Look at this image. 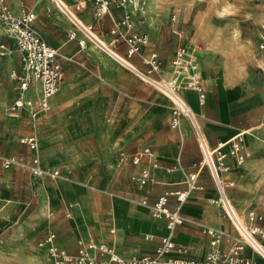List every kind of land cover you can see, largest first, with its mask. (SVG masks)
<instances>
[{"label": "rangeland", "instance_id": "374dc122", "mask_svg": "<svg viewBox=\"0 0 264 264\" xmlns=\"http://www.w3.org/2000/svg\"><path fill=\"white\" fill-rule=\"evenodd\" d=\"M22 3L31 7L36 2L22 0ZM133 3L130 4L133 10L140 4L147 12L151 42L159 44L166 39L167 43L162 46L166 58L174 44L195 46L201 80L203 78L207 86L210 82L216 85L225 101L224 113L232 124L244 127L254 123L249 129L252 135L247 139L245 136L250 156L236 168V185L231 190L230 200L240 213L255 208L264 217V75L256 51L260 36L264 35V29H261L264 24V0H134ZM140 7L137 16L140 15ZM175 40H179L178 43ZM62 62L63 81L55 96L62 92L66 98L62 104L53 106L48 122L38 128L39 151L50 167L71 171L78 182L89 181V187L82 186L84 196L79 200L74 187L62 185L68 208L71 204L83 202V205H78L82 215L74 220L63 215V205L57 203L54 191L45 185L42 197L49 199L51 204L45 217L47 227L51 230L54 226L58 227L62 238L69 231L76 236L79 228L106 245L114 244L116 249L130 248L131 254L151 251L156 243L143 238L149 229L153 230L150 228L153 220L145 207L147 230L136 237L126 234L131 238L129 244L115 243V236L130 229L125 219L124 228H120L119 212L124 215L127 211L143 209L138 202L136 187L127 178L110 180L105 172L109 152H116L123 141L132 139L136 129L140 131L138 137L147 134L145 130L151 116L145 113L146 110L138 111L137 115L133 114L135 111H125L126 104L121 112H113L115 103L102 102L100 95L104 93L100 90L99 94L97 80L90 72L89 64L96 62L91 54L82 61L69 57ZM161 63L160 71L150 74V78L161 80L169 77L170 63L169 69ZM15 65L14 60H0V151L13 155L23 153L30 158L32 154L21 147L18 140L17 128L20 125L16 122L20 118L8 117L7 111L17 94L16 82L11 74ZM118 65L124 67L120 63ZM144 73L135 75L163 95L142 76ZM166 99L168 102H161L169 104L170 108L171 102ZM11 119H16V122ZM25 126L22 121V132ZM30 131L35 132L33 126ZM38 185L29 174L0 166V264H42V260H47L48 264L45 252L32 251L37 248L36 242H32V248L29 246L28 236L35 231L38 223L32 225L36 228L28 231L27 215L37 209V202H29L28 209L27 206L22 209L21 205L26 203V197H32V190H35L36 198L39 197ZM115 222V232L111 234L110 229ZM154 233L157 236L160 234L158 231ZM23 245L26 247L23 248Z\"/></svg>", "mask_w": 264, "mask_h": 264}, {"label": "crops", "instance_id": "0c3cea01", "mask_svg": "<svg viewBox=\"0 0 264 264\" xmlns=\"http://www.w3.org/2000/svg\"><path fill=\"white\" fill-rule=\"evenodd\" d=\"M60 1L64 6L74 11L77 22L80 21L83 26H86L88 28L90 27V32H92L102 42L106 43V45L109 46L108 49L110 50L111 48V52H113L118 57L126 60L138 73L145 72L149 68L143 62V60H141L140 54L143 58H148L150 54L153 53L157 54L158 58L166 66V69H169V63L172 60L175 49L179 44H174V47L171 49L168 58H166L164 55V48H162L163 44L167 43L166 39H162L160 41L161 43L159 44H156V42H151L149 25L147 21V12L143 11L142 7H140V4V15L137 16L139 7H136L135 10H133L130 4H124L125 9H123L122 7H117V4L120 0H109L108 13L102 15V17L97 18L94 15V9L92 8V3L90 0H85L83 9L78 11H75L73 8L75 0ZM35 2L36 3H34V5H31V7H29L28 5H24L22 3V0H7L9 8L14 14L19 13L21 11V8L28 9L30 11L32 10L35 13L36 18L32 26L35 27L37 32H39L44 42L47 45L55 48L58 51V54L63 58L68 59L69 57H76L77 59L82 61L87 55L91 54L93 56L96 62L94 65L89 64V67H91L90 72L93 74L94 79L97 80L96 83L97 87L99 88V94L101 93L100 90H102L104 93L103 95H100L102 102H105V104L110 101L115 103L113 107V112H121L120 110H122L123 105L126 104L128 106L126 109H124L125 111H135L133 112V114L137 115L139 114L138 111L146 110L145 113H147L148 116H151L150 121L149 119L147 121L146 130L144 129L145 131H147V134L144 133L141 137H138L140 131L139 129H136V133L133 134L132 139H126V141H123V144L118 147L116 152H109L107 160L108 164L106 165L105 172L110 178V180H117L119 178H122L123 180L127 178L129 180V176L131 174L139 172L140 167L145 165V163H141V165H139L138 167H133L128 161H125L124 164H122L121 166H117L116 160L119 153L123 151L126 153H134L136 151L141 150V148L143 147H148L156 155L160 167L159 169L152 170V174L155 178V182L152 185H149L142 190H138L135 184L132 183L138 191V202L143 197H146L147 202L153 203L164 192L175 193L178 191H184L186 189V185L185 183H183L185 178L184 173L178 169L172 172H167L166 169L174 167L177 164L183 166L184 168H190L200 160L199 147H197L193 131L191 130L186 118H180L178 130L170 129L169 122L171 112L169 104H163L161 102L164 100L168 102L166 97H164L163 95H159L158 92L156 93L150 85L145 83L140 78H137L135 73H133L130 68L126 67L123 64L122 65L127 69L122 66L120 67L118 65V61H116L114 58L112 59V56L107 54L108 52L105 53L106 51H102L94 43L86 40L85 47L83 49L79 48L76 40H71L67 37V32L76 30V27L68 18H66L61 13L59 9H57L54 3L51 0H35ZM29 3H31V0H29ZM126 11L127 13H130L128 23L129 25H131V28L126 27V25H120L118 31L116 33L113 32L116 28V24H119V22L123 19V16ZM120 34H125L127 37H138L141 35H146L147 44L144 46H140L139 54L134 53L130 56H127L129 45L125 43L122 38L120 39ZM76 39L84 40L85 38L80 31L76 30ZM0 42H3L7 46L9 45V41L6 40V38L3 36V30L1 26ZM193 47L195 46L193 45ZM0 60L9 62H12L13 60L15 61L16 65L15 68L11 70V74L19 70L18 55L16 53L2 57L0 58ZM82 66H84L83 62ZM261 70L264 75V67H261ZM63 74L64 66L62 62V76ZM202 80L203 91L205 94L204 103L202 105L198 102V94H196L194 91L182 89L180 90L179 94H181L182 98L189 106L191 112H194V114L197 115L201 129H203L208 145L212 147L218 143L227 142L239 133L249 130L252 127L251 124L254 123L248 124L244 127H236L234 124H232L229 117L226 116V114L224 113L226 106L224 99H222L223 95L218 92V89L213 82H210V84L207 86L206 83H204L203 78ZM14 81L16 82L15 79ZM62 81L59 84V88ZM55 94L51 96L50 110L47 113H40L37 115L36 118H34V120H31L27 116V112L25 110H20L19 116L16 117L20 118L19 122H16V119L11 120H14L13 122L19 123L20 125V127L17 128L19 130L18 140L22 137H29L34 135L37 136L38 143L36 153L39 157L40 165L51 169H58L63 174L70 172V179H57L52 182L46 177H34L28 171L20 170L18 168H11L10 170L13 169L19 172H23L27 175L29 174L30 177L34 179V182H37V184H39V188L37 189L39 197L36 198V192H34L35 190H32V197H26V203H21L22 209L24 206H27L28 209L29 202H37L38 205L35 211L31 210L30 214L27 215L29 218V222H27L29 224L28 231L30 229L33 230L34 228H36L32 225H36L38 223L35 231L33 233L30 232V236H28L29 246L31 248L34 242L37 243V248L33 249L32 251L36 250L35 252H37L38 250H40L47 254L46 245H39V243L43 241L48 232H52L53 234H55V243L61 249L65 250L68 254L72 255L76 252L77 241L79 239H82L84 241L92 240L96 243L104 245L106 244L94 239L91 235H86L84 230H81L79 228L77 230V233H79L76 236H74L73 233L69 231L68 234L65 235L66 237L62 238V234L60 233L61 231L58 227L54 226V230H51L49 227H47V224L45 222V217H47L51 209L49 199H44L42 197L43 187L45 185L50 191H54L57 203L61 206L63 205V215H65L66 218L76 220L77 217L79 219L82 215L81 208L78 207V205H83V202L79 201V203H74L75 205L71 204L70 208H68L66 206L67 202L62 185H70L74 187L76 191L75 194H77L76 197L79 198V200H82V197L84 196L82 186H88L89 182H78L77 178L71 173V171H65L60 168H55L54 166L53 168L50 167L48 164H46L40 154V140L38 128L42 127L43 125H45L46 122H48V116H50L49 114H51L53 106H58L59 104H62L66 98L64 97V94L62 92L58 93L56 96ZM33 97H35V94L30 96V98L32 99ZM22 121H24V124L27 125L25 126V130L23 132ZM134 121L135 119L132 120V122ZM140 121L143 122L142 119ZM31 126H33V128L35 129L34 133L30 131ZM249 131V134L247 133L242 135L244 145L245 136L247 139L249 135H252V131ZM21 147H24L26 150H28L27 147L24 145H21ZM246 148L248 149L247 146ZM29 152L30 154H33V152L31 151ZM0 153L6 157L21 156L26 161H29L30 159L24 156L23 153L17 155L6 154L1 151ZM231 161L232 159L230 158L227 160V163H230ZM236 168L226 176V179L234 182V186L236 185L235 181L237 178L236 175L238 171ZM197 183L202 185L203 189L190 192L186 196L185 202L181 208V214L187 221L178 225L172 235L173 241L176 244H182L190 248V251L185 257L187 259L193 260L203 259L207 251L209 250L208 237L204 236L201 233V226L209 227L212 229H220L228 234L233 233V229L229 221L222 216L220 209L216 205L211 204V199L215 197V188L213 183H211L210 181L206 169L199 174ZM234 186L227 191L229 200L231 190L232 188H234ZM169 201V206L172 207L174 205L173 197H170ZM231 203L233 204L239 217L245 220V213H240V211L235 207L232 201ZM146 209L142 206V211H127L125 212V214L123 213L124 215H122V212H119L121 225L120 228H124L123 225L125 223V220H128L127 224L130 225V229L124 234L115 236V243L118 242L123 244H129L131 238L128 236L136 237L139 233L147 230L148 227L145 226L146 216L144 214V211L147 212L148 210ZM250 209L254 210L259 216L263 218L262 222H260V225L264 229L263 215L255 208H249V210ZM148 216L151 218V220H153L152 223L150 222V228L152 227L153 230L149 229L150 231L148 233H145L143 235V238L147 240L145 236L154 237L153 240H147L154 241L156 243L151 251L143 252L142 254H131L132 249L130 248L125 249L117 247L116 249L114 244L106 246L112 247L114 252L122 258H126L131 255L142 256L144 254H152L158 246L159 238H161V236L166 235L167 231L165 229V223L163 220H157L152 218L150 213H148ZM115 226L116 222L110 229L111 234H114ZM156 231L160 232L158 236L154 233ZM126 234H128V236H126ZM22 247L25 248L26 246L23 245ZM223 247L226 248L225 245H223ZM242 253L243 256L247 258H253L256 264H264L263 261L257 255L251 253L249 249L245 248ZM46 256L48 258V255ZM42 264H47V260H42ZM48 264H51L49 258Z\"/></svg>", "mask_w": 264, "mask_h": 264}, {"label": "built area", "instance_id": "2783aa9c", "mask_svg": "<svg viewBox=\"0 0 264 264\" xmlns=\"http://www.w3.org/2000/svg\"><path fill=\"white\" fill-rule=\"evenodd\" d=\"M51 1L85 38L84 40H77L76 30H73L67 32L68 39L76 40L79 48L82 49L86 45V40L92 42L90 27L87 29L79 26L74 11L64 6L60 0ZM90 1L97 18L108 13L109 0ZM133 1L120 0L117 7L125 9L124 4H134ZM84 3L85 0H75L74 10L83 9ZM20 10L19 13L14 14L8 6L7 0H0V26L3 30V36L9 41L8 46L0 42V58L13 53L18 55L19 70L12 74L17 82V97L8 107V116L16 118L19 116L20 110H25L27 116L34 120L38 114L47 113L50 110L51 96L58 91L62 81L61 61L65 58L60 56L55 48L47 45L39 32L32 26L36 18L35 13L24 8ZM129 18L130 13L126 11L113 32L116 33L120 25L131 28L128 23ZM261 29H264V24H262ZM177 36L181 38L179 33ZM119 37L129 45L127 56L134 53L139 54L140 46L147 44L146 35L127 37L125 34H120ZM256 51L264 67V35L260 36ZM140 57L149 67L142 76L171 102L170 129L178 130L180 118H186L200 151V160L194 166L184 168L177 164L166 169L167 172L178 169L184 173L183 183L186 185L184 191L164 192L153 203L147 202L146 197L139 201L141 206L148 209L152 218L164 221L167 234L159 238L158 246L152 254L131 255L126 258L118 256L110 246L107 247L92 240L84 241L82 239L77 241L76 252L70 255L55 243V234L52 232H48L39 245H46L51 264H256L253 258L243 256L242 252L245 248L257 255L264 263V229L260 225L263 218L250 209L245 213L246 219L243 220L237 214L227 195V191L234 186V182L226 179V176L236 167L242 165L250 156L249 150L244 145L243 136L238 134L227 142L210 147L197 115L191 112L179 94L182 89L194 91L198 94V102L201 105L204 103L205 94L195 58V47L192 46L191 48L179 44L170 62L171 73L168 78L161 80L149 77L152 73L157 74L162 67L157 54H150L148 58H143L140 54ZM130 69L133 73H138L134 69ZM33 94L35 97L32 99L30 96ZM19 143L33 152L29 161L21 156L6 157L0 153V166L2 168H18L28 171L34 177H46L52 182L57 179L69 180L70 172L63 174L58 169L40 165L36 153L37 136L22 137L19 139ZM230 158L232 161L227 163ZM125 161H128L133 167L145 163L144 166L140 167L139 172L129 176L130 182L135 184L138 190H142L155 182L152 170L159 169L160 165L151 149L143 147L134 153L124 151L119 153L116 165L121 166ZM205 169L215 188V197L211 199V204L220 209L222 216L229 221L233 233L228 234L220 229L201 226V233L208 237L209 250L203 259L193 260L185 257L190 248L176 244L172 235L178 225L187 221L181 214V208L190 192L203 189V186L197 183V179ZM170 197H173L174 201L172 207L169 206ZM145 237L147 240L154 239L153 236Z\"/></svg>", "mask_w": 264, "mask_h": 264}, {"label": "bare ground", "instance_id": "6f19581e", "mask_svg": "<svg viewBox=\"0 0 264 264\" xmlns=\"http://www.w3.org/2000/svg\"><path fill=\"white\" fill-rule=\"evenodd\" d=\"M77 24L79 25V26H82V27H86V26H83L82 25V23L80 22V21H78L77 22ZM87 29H89L88 27H86ZM92 35H90V38H91V40H92V43H94L99 49H101L102 51L104 50V51H106L105 53H107V54H109L110 56H112V58H114L116 61H118V63H120V64H123V65H125L126 67H129V68H132L133 69V67L126 61V60H124L123 58H120V57H118L117 55H115L113 52H111L110 50H111V48H110V50L108 49V47L109 46H107L106 45V43H104V42H102L98 37H96L92 32H90ZM137 72V71H136ZM152 81V80H151ZM160 84H162L161 82H159ZM249 134L250 133V131L249 130H247V131H243V132H241V133H239V135H244V134ZM244 218V217H243ZM246 219V218H245Z\"/></svg>", "mask_w": 264, "mask_h": 264}]
</instances>
